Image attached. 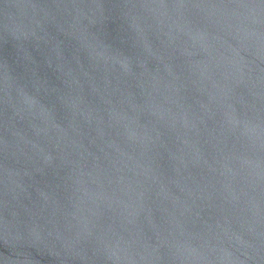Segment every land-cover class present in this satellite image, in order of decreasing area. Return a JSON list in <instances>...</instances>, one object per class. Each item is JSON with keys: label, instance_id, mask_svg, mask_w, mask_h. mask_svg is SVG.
<instances>
[{"label": "water", "instance_id": "1", "mask_svg": "<svg viewBox=\"0 0 264 264\" xmlns=\"http://www.w3.org/2000/svg\"><path fill=\"white\" fill-rule=\"evenodd\" d=\"M0 264H264V0H0Z\"/></svg>", "mask_w": 264, "mask_h": 264}]
</instances>
